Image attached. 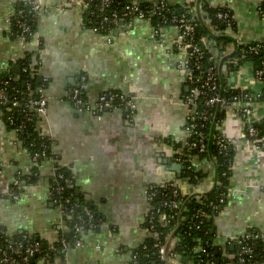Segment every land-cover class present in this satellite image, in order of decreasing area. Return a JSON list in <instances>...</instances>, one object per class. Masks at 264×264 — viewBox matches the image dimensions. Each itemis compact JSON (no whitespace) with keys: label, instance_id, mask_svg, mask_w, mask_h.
<instances>
[{"label":"crops","instance_id":"crops-1","mask_svg":"<svg viewBox=\"0 0 264 264\" xmlns=\"http://www.w3.org/2000/svg\"><path fill=\"white\" fill-rule=\"evenodd\" d=\"M35 1L43 10L36 34L43 48L42 74L49 81L42 128L51 139L58 166L71 173L77 194L88 199L85 202L100 220L99 228L84 233V245L69 252L62 264H130L131 251L148 238L143 225L151 208L146 187L173 182L182 191L203 194L211 193L217 184V168L211 158L196 156L193 160L195 171L202 174L195 184L189 183L175 161L187 140L183 104L187 86L183 55L175 47L176 30H164V46L151 42L150 26L140 21L127 32L113 29L100 35L84 24L86 15L77 0ZM206 1L211 7L229 9L236 26L235 32L225 30L232 42L215 59L222 90L260 91L262 85L254 80L249 64L233 72L227 59L221 65L225 54L235 49L236 39L264 44V17L256 11L257 2ZM22 2L26 0H0V70L13 65L16 72L17 62L33 50L8 33V23ZM82 77L89 106L94 107L101 94L116 91L133 101V117L128 119L119 109L108 110L94 122L88 112H79L69 92ZM254 111L263 115L264 103ZM219 122L230 141L232 172L227 203L213 219L210 231L218 248L217 260L233 264L238 255L233 241L251 228L264 235V149H254L242 137L236 102L222 110ZM31 165L0 114V227L8 235L26 232L53 243L58 237L54 227L60 222L48 198L55 164L44 163L36 183L25 187L17 201L7 197L16 173L27 172Z\"/></svg>","mask_w":264,"mask_h":264},{"label":"built area","instance_id":"built-area-1","mask_svg":"<svg viewBox=\"0 0 264 264\" xmlns=\"http://www.w3.org/2000/svg\"><path fill=\"white\" fill-rule=\"evenodd\" d=\"M81 10L88 14L90 17L89 20H85L84 24L86 27L90 26L94 32L98 33L99 30L106 29L105 27H113V29H121L124 32H127L131 29L136 21L146 23L147 26L151 28V42L159 44L160 46L165 45V32L166 29H156L154 26L151 27L150 17H159L162 20L163 25L171 23L173 29L176 30V42L175 47L183 55L182 70L184 81L187 86V93L183 97V104L187 108V116L185 122V132L187 135V140L185 142L184 148L187 152L194 151L195 155L188 156L186 152L180 151L176 157L175 161L178 162L182 167L184 172L191 169L192 162L194 159L199 157V155L207 152L209 137L206 133V127L209 124L212 114L210 111L213 108L217 110H225L230 103L222 96V86L220 82V73L218 72L216 65L209 66L204 70L201 69V64L204 59V54L198 46L194 43L193 35L197 27L196 20L201 21V0H186L183 3L182 8L184 13L179 16H172L168 21L166 14L169 11L170 0H131L123 9V13L120 15L115 10H109L110 6L115 3L120 5V2L115 0H77ZM257 2L256 11L259 15L264 17V0H254ZM28 4L31 7V13L34 15L40 14L43 10L41 5L35 0H27ZM146 4H145V3ZM148 10V12H147ZM199 13V17H198ZM22 12L18 11L16 16L22 18ZM13 15V16H14ZM218 19L222 22H228V15L226 13H218ZM10 22L8 23V33L11 36L10 31ZM20 28V33L16 36V40L25 42L32 47L34 51V65L38 67V71L42 69L44 65L43 59V49L40 39L36 33H30V28L24 23H18ZM29 37V41H26V37ZM13 36V35H12ZM235 49L227 54H232L237 50V47L240 46H249V52L257 53L260 49V45L257 43H244L240 39L235 40ZM207 49L213 50V43H207ZM168 51V50H167ZM170 53V51H168ZM229 60V58H227ZM249 64L253 69V78L257 83L262 85V89L258 92L254 91H244L243 96L233 98V103H237V114L239 116L240 122L242 124V137L246 139L250 145L256 150L264 149V114L257 115L254 111L255 106L264 103L258 101V99L263 95L264 90V61L260 64L257 69H254L251 63ZM25 71V67L22 68ZM3 70H0V72ZM198 74L196 75V73ZM219 80V81H218ZM85 79L82 77L79 85L69 92V97L75 108L79 112H88L96 115L102 114L105 110H121L120 106L124 107L129 111L126 117L128 119L132 118L134 115L135 106L133 101L126 95L121 94L119 96L120 105L118 107L114 106V98L118 97L117 95L111 93L101 94L94 105V107L89 106L87 102H84L80 96V89L84 87ZM46 86L42 84L40 88L36 90L37 97L30 101L31 107L34 108L33 114L24 113L23 119H30L31 116L37 117L40 119L38 127L41 128V135L48 136V133L45 129L42 128V122L45 121L47 116V104L48 97L46 95ZM18 103L16 101L12 102V106H16ZM7 105V98L5 96L4 90L0 91V107ZM9 105V107H11ZM215 119V118H214ZM213 119V120H214ZM12 125V121L10 120ZM215 135L213 137L214 143L218 148L219 152H224L230 145V141L226 139L225 134L221 131L220 122L214 121ZM255 124L260 125L259 128ZM23 129V122L15 129V132H20ZM44 154V153H43ZM197 156V157H196ZM37 158V155L33 156V160ZM189 164V165H186ZM56 178H62L61 174H58ZM64 183L66 185L72 184L71 180L65 179ZM74 184V182H73ZM164 190L171 191V198L165 200L162 205L169 208L167 214L163 213L160 215V221L163 224H169L171 221H176V216L178 212L182 211V201L184 198H190L195 194L190 191H182L181 188L173 182H165L162 185H159ZM25 187L20 184V182L15 179L12 183L11 188L8 191L7 197L12 201H17L19 198V193ZM153 186H148L145 189L146 199L148 202H152L154 197L158 192L153 189ZM63 188L59 185H52L48 190V198L53 203L55 209L58 212L60 222L55 225V231L57 232L56 242L60 245V250L64 255V260L68 256V253L78 248H81L84 245V241L80 235L83 233L86 226L90 227L92 230L97 228L100 224V220L95 217V214L91 212L88 208L83 207V216H77L78 222L74 225V234H79V238H73L70 242H67L63 237V233L67 231V226L65 224V217L68 218L70 214H73L74 206H67L68 201L62 198ZM212 208H216L212 205ZM160 213V209L156 208L151 204L149 211L148 227H145L147 237L152 235L153 229V217ZM205 216V215H203ZM193 219L197 218V214H194ZM202 224V221L199 220L195 225V229H199ZM253 229V228H251ZM156 236V234H154ZM251 233H246L243 237L235 240V243L238 247V255L235 264H256L254 262L255 253L252 247L251 241L253 240ZM25 239V237H23ZM167 243V242H166ZM26 244V243H25ZM170 245V244H169ZM166 246V245H165ZM165 246L154 244L153 254H155L163 264H177V255L173 252H165ZM23 246L21 242H7L5 246L0 247V264H30V261L36 257V254H39L41 245L38 242L28 245L27 247ZM53 247H51V250ZM193 252L196 254L203 253L204 251L195 247ZM45 257L39 258L37 264H45ZM48 264V263H46ZM130 264H140L135 256L130 257ZM192 264V263H191ZM207 264H216L213 261H209Z\"/></svg>","mask_w":264,"mask_h":264},{"label":"trees","instance_id":"trees-1","mask_svg":"<svg viewBox=\"0 0 264 264\" xmlns=\"http://www.w3.org/2000/svg\"><path fill=\"white\" fill-rule=\"evenodd\" d=\"M115 1L120 2V5L113 3L109 10H115L121 15L124 7L131 0ZM182 6V4L169 3V11L168 14H166L167 20L169 21L174 15L179 16L183 14L184 10ZM18 11L22 12V18H18L16 15L11 18L10 31L13 35H11V37L16 38V36L19 35L20 28L18 23L21 22L30 28V33H36V23L39 14L32 17L33 14L31 13V7L27 0L24 3L22 2L19 7H17L15 14ZM220 12L228 15V22L224 23L222 20L218 19L217 14ZM85 15V20H89L90 17L88 14L85 13ZM148 18L150 19L151 27L154 26L156 29H168L173 27L171 23L163 25L162 20L159 17H150L148 15ZM196 22L198 25L195 29L193 40L200 51L204 54V59L201 64V69L204 70L209 66H215L216 57L226 51L232 40L228 35H225V30L235 32L236 26L232 12L229 9L226 7H211L206 0H201V21L197 19ZM88 28H90V26H88ZM105 28L106 29L99 30L98 34L108 35L112 32L113 27ZM26 41H29L28 35L26 37ZM207 43H213V50L207 49ZM257 44L261 46L257 53L249 52V46L237 47V50L232 53L228 60L230 72L237 71L238 68L245 63H251L254 69H257L260 66V64L264 61V44ZM33 56L34 51L28 52L17 62V65L20 67L18 73L13 71V65L0 72V91L4 90L7 98V105L0 107V114L7 127L15 133L16 138L22 144V147L26 150L29 159L32 162V165L27 172L16 173L15 179H17L20 184L24 187L35 184L39 177L40 167L46 162L55 164L54 175L51 179L49 189L55 183L56 185L61 186L63 188L61 195L63 197L62 199H66L68 201V203L65 202V204H67V206H74L73 214L71 213L68 218H64L67 231L63 233V237L67 242H70L73 238H79V234H74V225L78 222L76 219L77 216H83V207L88 208L93 213L94 209H92L90 205L77 194L73 185L71 173L58 166L56 162L57 157L51 149V139L49 136L41 135L42 129L38 127L40 119L34 116H31L30 119H23L24 113L33 114L34 112V108L31 107L30 101L37 97L36 90L40 88L42 84L47 86L49 82L48 78L42 74V70L38 71V67L34 65ZM23 67H25V71L22 70ZM197 74L198 72L196 75ZM109 93L118 96L114 98V106L118 107V105H120L119 96L121 93L116 91ZM243 95V92H224L222 90L223 98L230 104L233 103V98H241ZM80 96L84 102L88 103V94L85 87L80 89ZM263 99L264 90L263 95L258 99V101H262ZM13 101H16L18 104L16 106H12L11 104ZM9 105H11V107H9ZM120 108L125 115L129 113L124 105H121ZM210 113L212 114V117L206 127V133L208 134L210 141L208 142L207 152L199 155V158L202 156L208 159L211 158L214 162L217 168V184L208 195L194 193L195 195L189 199L184 198L182 201L183 208L181 213L178 212V215L175 218L176 221H171L169 224L161 223L160 215L163 213L167 214L169 212V208L164 207L162 203L171 198V191L164 190L162 187H159V185H151L154 187L153 189L158 192L151 204L156 208H159L160 213L155 215L152 219V235L145 239L142 244L133 249L130 253V257L135 256L136 260L140 264H163V262L155 254H153L154 250L156 251L157 249L153 246L154 244L165 246L172 234L173 242L169 245L168 253H175L178 259L177 261H180V259L184 256L188 257L186 264H207L209 261H213L215 263L217 260L216 252L218 248L213 243V235L210 229L213 219L218 216L227 203L228 188L232 172V157L229 152L230 145H228L226 151L219 152L213 140L215 130L212 131L211 129L213 126L212 123L220 120L222 110L213 108ZM10 120L12 121V125L10 124ZM22 122L23 129L20 132H15V129ZM255 126L259 128L260 125L255 124ZM182 151L186 152L188 156L195 155L194 151L187 152L184 147ZM34 155H37L35 160H33ZM58 174H61L62 178H56ZM184 177L188 179L189 183L195 184L200 181L202 174L197 173L192 166L190 170L184 172ZM65 179L71 180L72 184L66 185L64 183ZM212 205L216 208H212ZM194 214H197L196 219L192 218ZM148 217L149 215L145 218L143 223L144 227H148ZM199 220L202 221V224L199 229H195L194 225ZM98 228L99 225L94 230ZM90 230L92 229L86 226L80 237ZM248 233H251L253 236L256 235V237H253V240L251 241L255 253L254 262L256 264H261L264 262V235H261L254 229L248 230ZM154 234H156V236H154ZM23 237H25V239H23ZM7 242H21L25 247L35 242L40 243V253L36 254V257L30 261V264H37V260L43 257H45L46 263L48 264H62L65 261L58 242L45 243L36 239L34 235H30L26 232L8 235L5 230L0 227V247L5 246ZM51 247H53L52 250ZM195 247L201 248L204 252L200 254L194 253L193 249ZM236 260L237 258L233 264L236 263ZM218 264H223V262L219 261Z\"/></svg>","mask_w":264,"mask_h":264},{"label":"water","instance_id":"water-1","mask_svg":"<svg viewBox=\"0 0 264 264\" xmlns=\"http://www.w3.org/2000/svg\"><path fill=\"white\" fill-rule=\"evenodd\" d=\"M198 1H199V0H198ZM198 17H199V13H198ZM231 55H232V54H229L228 56L224 57L223 60L221 61V65H222V62H223L225 59L230 58ZM33 62H34V60H33ZM215 63H216V62H215ZM223 68H224V66H223ZM16 69H17L16 72L18 73L20 67H19V66H16ZM89 115H90V117H91V120L95 122L97 116H96V115H93V114H89ZM179 167H180V169H181L182 166L180 165ZM175 170H176V168H175ZM209 193H210V191H209V192H206V193H203L202 195H208ZM85 201L88 202V199L86 198ZM172 236H173V234L170 236V238L168 239V241H167V243H166V246H165V252H167V249H168V247H169V244H170V241H171V239H172ZM187 259H188V257H187V256H184V257H182V258L180 259V262L184 264V263L187 262ZM215 263L218 264L219 261L216 260Z\"/></svg>","mask_w":264,"mask_h":264},{"label":"flooded vegetation","instance_id":"flooded-vegetation-1","mask_svg":"<svg viewBox=\"0 0 264 264\" xmlns=\"http://www.w3.org/2000/svg\"><path fill=\"white\" fill-rule=\"evenodd\" d=\"M89 104V103H88ZM105 111H108V110H105ZM89 114H92V113H89Z\"/></svg>","mask_w":264,"mask_h":264}]
</instances>
